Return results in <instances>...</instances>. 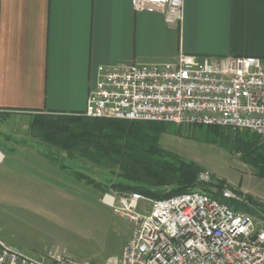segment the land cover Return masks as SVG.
<instances>
[{
    "label": "built area",
    "instance_id": "obj_1",
    "mask_svg": "<svg viewBox=\"0 0 264 264\" xmlns=\"http://www.w3.org/2000/svg\"><path fill=\"white\" fill-rule=\"evenodd\" d=\"M136 12L162 13L174 29L183 22L184 0H132ZM83 116L176 126L247 130L264 137V59H209L184 54L173 62L100 66ZM198 183L216 184L209 172ZM234 190L212 185L209 193L154 200L107 193L114 213L133 225L122 258L106 264H264V227L249 214L212 196ZM106 195V196H105ZM114 201V202H113ZM0 264H78L63 250L38 256L0 238Z\"/></svg>",
    "mask_w": 264,
    "mask_h": 264
},
{
    "label": "crops",
    "instance_id": "obj_2",
    "mask_svg": "<svg viewBox=\"0 0 264 264\" xmlns=\"http://www.w3.org/2000/svg\"><path fill=\"white\" fill-rule=\"evenodd\" d=\"M181 54L264 59V0H184L174 29L162 13L136 12L132 0H0V118L82 114L100 66L173 62ZM9 133L0 169L10 176L31 169L39 181L49 170L58 172L50 179L80 180L60 150L50 146L47 157L44 147Z\"/></svg>",
    "mask_w": 264,
    "mask_h": 264
},
{
    "label": "rangeland",
    "instance_id": "obj_3",
    "mask_svg": "<svg viewBox=\"0 0 264 264\" xmlns=\"http://www.w3.org/2000/svg\"><path fill=\"white\" fill-rule=\"evenodd\" d=\"M33 119L0 118V144L4 143V132H10L14 141L19 136L28 145L44 147L47 157L51 156L52 148L31 131ZM158 143L161 148L193 162L202 172H209L217 185L222 180L226 183L223 188L243 193L241 203L254 211L249 215L257 227H264V178L242 162L234 146L209 139L196 126H169ZM59 155L67 158L70 172L77 170L102 183L114 178L110 171L87 166L82 160L69 158L65 152ZM27 161L34 159L28 157ZM29 170H20L18 180L10 176L11 171L0 169L3 241L34 256L60 249L78 264L114 263L122 258L133 225L126 217L114 213V201L105 197L104 203V193L86 184L88 178L83 179L86 183L70 176L54 180L50 178L58 172L45 170L43 174L47 177L37 181ZM118 201L115 206L119 205Z\"/></svg>",
    "mask_w": 264,
    "mask_h": 264
},
{
    "label": "trees",
    "instance_id": "obj_4",
    "mask_svg": "<svg viewBox=\"0 0 264 264\" xmlns=\"http://www.w3.org/2000/svg\"><path fill=\"white\" fill-rule=\"evenodd\" d=\"M31 124V131L48 146L87 166L110 171L114 178L106 183L77 174L80 180L88 178L87 184L104 194L134 193L161 200L197 189L209 193V187L218 186L198 183L202 172L199 166L160 147L162 133L174 124L93 119L82 114L37 115ZM196 127L209 139L234 146L242 162L264 178V137L247 130ZM230 205L247 214L254 212L241 202Z\"/></svg>",
    "mask_w": 264,
    "mask_h": 264
},
{
    "label": "bare ground",
    "instance_id": "obj_5",
    "mask_svg": "<svg viewBox=\"0 0 264 264\" xmlns=\"http://www.w3.org/2000/svg\"><path fill=\"white\" fill-rule=\"evenodd\" d=\"M135 196H139V198H147L143 195H139V194H134ZM177 197H192V192L190 193H186V194H182V195H178V196H173V197H170V198H167V199H176ZM219 201H220V204L221 205H225V207H232L230 205V203L232 202H239V198L235 197L234 195H230V194H226V193H219ZM236 213L238 214H246L244 212H241V211H237L236 210Z\"/></svg>",
    "mask_w": 264,
    "mask_h": 264
},
{
    "label": "water",
    "instance_id": "obj_6",
    "mask_svg": "<svg viewBox=\"0 0 264 264\" xmlns=\"http://www.w3.org/2000/svg\"><path fill=\"white\" fill-rule=\"evenodd\" d=\"M225 185H226V183L224 181H222V180L218 181L219 188H223V187H225ZM238 194L241 196L243 195V193H241V192H238Z\"/></svg>",
    "mask_w": 264,
    "mask_h": 264
}]
</instances>
